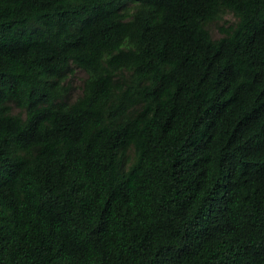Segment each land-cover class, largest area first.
<instances>
[{
	"label": "trees",
	"instance_id": "trees-1",
	"mask_svg": "<svg viewBox=\"0 0 264 264\" xmlns=\"http://www.w3.org/2000/svg\"><path fill=\"white\" fill-rule=\"evenodd\" d=\"M0 264H264V0H0Z\"/></svg>",
	"mask_w": 264,
	"mask_h": 264
},
{
	"label": "rangeland",
	"instance_id": "rangeland-1",
	"mask_svg": "<svg viewBox=\"0 0 264 264\" xmlns=\"http://www.w3.org/2000/svg\"><path fill=\"white\" fill-rule=\"evenodd\" d=\"M233 19H234L233 15L229 12H226L219 19L209 23L207 27L211 35L216 38L221 35L219 27L225 21H232ZM84 76H85L84 72L79 68H76L72 74H69L68 79L71 80L72 88L70 90V95L72 98H75L80 93V84Z\"/></svg>",
	"mask_w": 264,
	"mask_h": 264
},
{
	"label": "water",
	"instance_id": "water-1",
	"mask_svg": "<svg viewBox=\"0 0 264 264\" xmlns=\"http://www.w3.org/2000/svg\"><path fill=\"white\" fill-rule=\"evenodd\" d=\"M146 139H148V138H146Z\"/></svg>",
	"mask_w": 264,
	"mask_h": 264
}]
</instances>
